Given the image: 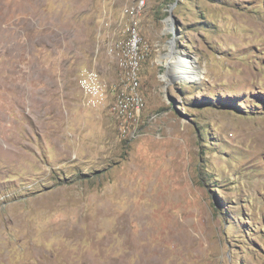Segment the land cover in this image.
<instances>
[{
	"label": "rangeland",
	"instance_id": "rangeland-1",
	"mask_svg": "<svg viewBox=\"0 0 264 264\" xmlns=\"http://www.w3.org/2000/svg\"><path fill=\"white\" fill-rule=\"evenodd\" d=\"M137 1L0 0V264H264V0Z\"/></svg>",
	"mask_w": 264,
	"mask_h": 264
},
{
	"label": "built area",
	"instance_id": "built-area-1",
	"mask_svg": "<svg viewBox=\"0 0 264 264\" xmlns=\"http://www.w3.org/2000/svg\"><path fill=\"white\" fill-rule=\"evenodd\" d=\"M143 3L144 1L142 0L137 1L135 5L127 7L125 12L134 17L137 9H140ZM142 46L143 41L141 37L138 35L136 28L132 27L130 29V37L122 43L123 54L119 58V65L124 77L121 83L122 88L120 89V94L115 105L119 114L126 119L138 117L144 107V101L136 90L138 87L137 69L140 62ZM92 79V73L89 72L87 76L81 79L83 87L88 88Z\"/></svg>",
	"mask_w": 264,
	"mask_h": 264
},
{
	"label": "bare ground",
	"instance_id": "bare-ground-1",
	"mask_svg": "<svg viewBox=\"0 0 264 264\" xmlns=\"http://www.w3.org/2000/svg\"><path fill=\"white\" fill-rule=\"evenodd\" d=\"M180 62L183 66V70H182L181 74L184 77H187L188 73L191 72V70H192V61L190 59L182 58Z\"/></svg>",
	"mask_w": 264,
	"mask_h": 264
},
{
	"label": "water",
	"instance_id": "water-1",
	"mask_svg": "<svg viewBox=\"0 0 264 264\" xmlns=\"http://www.w3.org/2000/svg\"><path fill=\"white\" fill-rule=\"evenodd\" d=\"M171 31H173L172 27H171ZM174 39H175V35L173 36V39L171 41V48H174Z\"/></svg>",
	"mask_w": 264,
	"mask_h": 264
}]
</instances>
